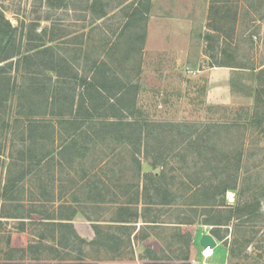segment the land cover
<instances>
[{
	"label": "rangeland",
	"instance_id": "obj_1",
	"mask_svg": "<svg viewBox=\"0 0 264 264\" xmlns=\"http://www.w3.org/2000/svg\"><path fill=\"white\" fill-rule=\"evenodd\" d=\"M67 3L60 9L45 0H0V14L17 28L23 47L52 49L47 63L55 58L62 75L50 67L42 70L38 79L45 98L61 89L79 94L81 80L92 77L95 64L105 63L108 75L134 88L124 120L171 128L154 130L149 157L144 148L135 152L92 136L70 163L59 155L65 127L57 124L63 118L51 115L49 99L35 112H46L38 118L56 123L57 134L37 147L36 155L45 153L46 159L7 201L2 192L9 171L27 164L17 136L31 112L19 94L10 99L2 118L11 128L0 132V264H37L24 251L42 232L46 244L58 243L49 230H75L88 244L81 246L83 252L80 245L59 248L63 260L58 261L51 259L58 253L47 248L41 264H77L80 256L86 264H183L179 256L187 247L177 236L185 219L196 223L197 252L190 264L199 258L201 236L214 228L203 224L214 209L203 193L222 181L236 190L218 197L219 202L236 207L250 200L259 213L233 220L228 230L222 227L225 238L218 240L211 262L264 264V0ZM224 63L244 68L221 67ZM14 68L19 82L30 83L23 65ZM161 150L167 158L163 167L154 168ZM162 172L174 194L166 206L155 204L159 198L152 196L145 177ZM17 206L25 218H6L17 213ZM74 212L72 229L42 223ZM106 235L121 239L120 253L112 252L115 246L103 240ZM232 247L237 257L230 255ZM153 254L161 260L152 261Z\"/></svg>",
	"mask_w": 264,
	"mask_h": 264
},
{
	"label": "trees",
	"instance_id": "obj_2",
	"mask_svg": "<svg viewBox=\"0 0 264 264\" xmlns=\"http://www.w3.org/2000/svg\"><path fill=\"white\" fill-rule=\"evenodd\" d=\"M45 1L51 7L60 9L68 5L67 0ZM100 17H103V13ZM23 45L22 40L18 39L17 28L13 27L3 14H0V132L11 128V125L7 124L4 118H2V113H5L6 106L10 99L19 94L21 99L28 100L31 104V112L26 117L24 129L22 128V133H19L17 136L20 137L18 139L25 149L23 151L24 155H26L22 158V161L27 164L22 165L15 173L11 170L9 171V176L2 192V196L7 201H13L16 198L15 193L19 185L28 179L34 171L33 168H39L46 159L47 154L45 153H42L41 157L36 155L37 147H40L43 142L51 139L53 135L57 134L56 123L38 118L40 115H46V112L43 114H38V111L35 112V108L40 109L44 107L43 104L49 103V99L52 106L50 107L51 115H55L61 119L63 118L62 120H58L57 124L65 127V144L61 147L59 155L65 156V158L68 157L70 163L73 162L74 156L79 157L81 155L79 154L80 146L86 149V141L91 139L92 136L94 138L96 136V138L113 139L120 144L124 143L129 145L135 152H140L141 149L144 148L145 155L149 157L152 155V148L154 147L150 145V140L152 141L155 138L154 130L159 128V126L166 129L171 128V125H150L146 123L142 124L137 120H124L128 117L126 113L131 111L125 103L128 97H131L134 88H129L125 83L121 82V80L108 75L103 69L105 68V63L95 64V71L92 73V77L81 80V90L79 94H77L75 90L66 91L65 89H61L52 93V97L45 98V90L41 88L38 79L42 70L44 71L47 67H50V69H52L51 72L57 74L56 76H61L62 73L58 71V65L56 67L57 62L55 58L50 57L47 63L46 54L52 51L51 48L44 46L31 48L30 45L25 48ZM21 65L27 69L26 73L31 75L32 78L29 79L30 83H21L18 81L17 77L12 75L14 66V69L18 71ZM45 65L48 66L45 67ZM42 67H44V69H42ZM221 67L244 68L241 66H234L231 63H224ZM18 107L19 109H24V105H22L21 102ZM56 108L59 112H55ZM19 115H22V111H19ZM132 115L134 114L132 113ZM254 115H256V113H254ZM96 117L102 118V120H99L100 122H95L94 120ZM174 126L178 127L179 125L175 124ZM166 129L161 130L162 134H165L167 131ZM23 151L20 153H23ZM167 153L168 152L165 150H161L159 155L155 157V162L152 166L154 168L163 167V163L167 158ZM52 159L56 160L55 157ZM145 177L151 183L152 196L159 198L155 200V204L163 206L171 205L174 201V194H172V191L168 187L169 185L166 183L165 173L147 174ZM201 188L202 187L196 188V191L200 193L201 190L198 189ZM206 190L208 191H205V194L202 192L203 195L208 196L212 201V204L207 206H211L214 209L208 210L207 218L203 220V224L214 226L211 234L219 241L225 238L222 234V227H226V230H228L233 220L241 221L259 213V210L253 205L254 202L250 200L236 207H228L224 202H219L218 197H225V194L229 190H236L224 181H222L219 186L211 185ZM20 207L21 206H17L16 212L20 210ZM215 208L219 209L215 210ZM24 215L25 213L19 211V213L17 212L14 216L6 218L24 219ZM74 215L75 212L72 215L62 216L59 219L46 218L43 220L45 222L42 223H51L61 228L72 229ZM183 221L184 222L179 223L181 225L180 230L182 231L177 238L183 241L182 243L186 245L187 250L183 251L179 256L181 259H179L185 261L183 264H189V261L193 259V255L197 252L196 245L194 244L196 223L187 219ZM21 231L24 232L25 230ZM49 232L51 233V239L58 243L53 246L46 244L48 236L42 232L37 240L28 246V250L24 251L31 256V260L37 261V264H41V261H43L42 257L47 248L54 253H58V256H55L56 258H51L52 261H58L63 260V258L59 256V248L69 249V247H79L80 245V252H83V247L81 246L83 244H88L84 239L76 236L75 230H49ZM103 240L113 245V247L115 246L112 251L113 253L121 252V247H119L121 244L120 238L106 235ZM94 243V241L91 242V244ZM249 243V241H246L245 245ZM98 244L105 245L104 242ZM229 252L232 257H237L239 255L236 247L230 248ZM151 260L158 261L161 259H159L157 254H153ZM77 264H86L85 258L80 256Z\"/></svg>",
	"mask_w": 264,
	"mask_h": 264
},
{
	"label": "built area",
	"instance_id": "obj_3",
	"mask_svg": "<svg viewBox=\"0 0 264 264\" xmlns=\"http://www.w3.org/2000/svg\"><path fill=\"white\" fill-rule=\"evenodd\" d=\"M215 238V237H214ZM201 239V238H200ZM215 240L217 241L218 243V246L220 245L218 240L215 238ZM200 242V240H199ZM198 242V243H199ZM200 245V243H199ZM217 246V247H218ZM201 249L199 251V258L198 259H194L190 262V264H215V263H212L211 260L215 257L216 253H215V249L217 248H212V247H202L200 245Z\"/></svg>",
	"mask_w": 264,
	"mask_h": 264
},
{
	"label": "water",
	"instance_id": "obj_4",
	"mask_svg": "<svg viewBox=\"0 0 264 264\" xmlns=\"http://www.w3.org/2000/svg\"><path fill=\"white\" fill-rule=\"evenodd\" d=\"M199 243L204 248H206V247L216 248L218 246V243L215 240L214 236L210 233L203 234L201 236Z\"/></svg>",
	"mask_w": 264,
	"mask_h": 264
},
{
	"label": "crops",
	"instance_id": "obj_5",
	"mask_svg": "<svg viewBox=\"0 0 264 264\" xmlns=\"http://www.w3.org/2000/svg\"><path fill=\"white\" fill-rule=\"evenodd\" d=\"M138 264H140L139 262H137Z\"/></svg>",
	"mask_w": 264,
	"mask_h": 264
}]
</instances>
